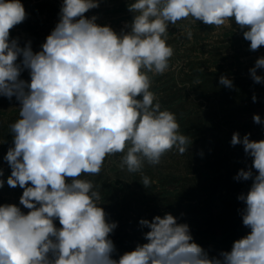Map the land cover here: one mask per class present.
Wrapping results in <instances>:
<instances>
[{"label": "clouds", "instance_id": "obj_1", "mask_svg": "<svg viewBox=\"0 0 264 264\" xmlns=\"http://www.w3.org/2000/svg\"><path fill=\"white\" fill-rule=\"evenodd\" d=\"M99 4L63 0L58 23L33 52L30 41L21 47L10 39V30L27 18L21 0H0V96L19 104V118L9 125L6 182L23 189L19 205L29 210L0 205V264H264V140L232 135L231 145L242 144L252 161L234 177L252 181L238 196L250 231L218 257L194 241L187 223L166 213L140 219L149 229L147 243L114 259L110 234L118 224L108 221L93 182L81 178L99 175L106 158L118 153L121 168L137 173L145 162L159 165L174 148L188 151L192 141L150 90L152 77L165 74L174 55L169 26L189 18L216 28L234 21L257 51L264 46V0H132L130 30L119 33L95 15L86 17ZM262 68L264 57L249 70L255 83H264L257 74ZM25 69L30 81L20 78ZM219 83L234 86L223 75ZM253 121L262 122L258 114ZM4 183L0 179V188ZM142 184L149 188L150 178L143 176Z\"/></svg>", "mask_w": 264, "mask_h": 264}, {"label": "trees", "instance_id": "obj_2", "mask_svg": "<svg viewBox=\"0 0 264 264\" xmlns=\"http://www.w3.org/2000/svg\"><path fill=\"white\" fill-rule=\"evenodd\" d=\"M130 2L115 0L111 7H98L85 15L97 16L98 24L109 25L119 33L132 21L133 13L127 9ZM56 10L44 2L31 3L27 18L16 26L31 29V23L43 11ZM179 23L168 28L167 43L174 49L170 68L165 74L152 77L150 90L157 95L162 110L175 114L180 134L192 141L188 151L181 155L174 148L171 158L164 155L156 166L145 162L137 173L121 168L123 154L118 153L106 158L99 175L81 177L93 182L101 196L98 204L108 214V221L118 224L110 234L116 248L114 259L134 250L137 244L147 243L143 234L149 229L140 227V219L151 220L166 213L177 217L179 223H187L194 241L210 257L230 251L233 242L250 231L243 225L241 211L245 205L238 196L247 194L252 181L234 177L239 170L251 167L252 161L242 144L231 145V138L238 132L241 139L250 134V140H264V83H255L249 72L256 60L264 57V46L251 51L250 42L243 38V31L234 21L229 22L230 29L211 41L208 32L215 26L198 21ZM187 30L192 32L191 39ZM10 39H18L14 28ZM18 41L21 47L28 42ZM37 47L32 48L33 52H38L41 43ZM250 54L257 55L244 60ZM257 74L264 77V68L257 69ZM222 75L232 80V88L220 85ZM20 78L26 79L23 71ZM18 107L0 97V179L5 181L0 188V205L16 204L27 213L29 210L19 205L23 189L7 185L11 168L4 160L13 146L9 125L19 118ZM257 114L261 124L253 121ZM224 124L226 127L222 128ZM143 176L150 178L149 188L142 184ZM55 223L60 227L58 221Z\"/></svg>", "mask_w": 264, "mask_h": 264}, {"label": "crops", "instance_id": "obj_3", "mask_svg": "<svg viewBox=\"0 0 264 264\" xmlns=\"http://www.w3.org/2000/svg\"><path fill=\"white\" fill-rule=\"evenodd\" d=\"M35 2L47 3L51 6L56 7L57 10L53 13H50L48 11H43V13L40 14V16L37 18V20L33 21L31 23V25H32L31 29L26 28L25 25L15 26L14 27V37L15 38H18L22 41L34 42L35 40L40 38L41 32H47L48 31L44 26H50V25L56 26V24L58 23L59 12H60L63 0H36V1H34V0H21V3L24 5L25 11L29 8L31 3H35ZM114 3H115V0H100L99 7H102V8L107 7V6L111 7ZM91 17H92V15L88 16V18H91ZM189 23L194 24L192 19H191V22H189ZM123 24H125V23H123ZM185 24H188V23H185ZM170 26H174V25H170ZM17 29H18V32L16 31ZM12 30H13V28H12ZM49 34L50 33L47 32V35L45 37H47Z\"/></svg>", "mask_w": 264, "mask_h": 264}, {"label": "rangeland", "instance_id": "obj_4", "mask_svg": "<svg viewBox=\"0 0 264 264\" xmlns=\"http://www.w3.org/2000/svg\"><path fill=\"white\" fill-rule=\"evenodd\" d=\"M34 1H36V0H34ZM126 21H123V23H125ZM189 22H191V18H189V20H182V24H185V23H189ZM194 22V24H195V21H193ZM180 23L179 22H177V24L176 25H174V26H177V25H179ZM48 31L47 32H51L50 31V27H51V25L50 26H44ZM230 23L228 22V23H226L224 26H221V27H219V28H216V27H213L214 29L213 30H210L208 33V39L211 41V40H214L215 38H218L219 36H221V34H223L226 30H228V29H230ZM113 30H115L116 32H118L116 29H113ZM130 29L129 28H125V30L124 31H129ZM17 32H18V29L16 30ZM47 32H41L40 33V38L39 39H37V40H35L34 42H33V44H31V48H35V49H37L38 47H37V45L38 44H43L44 42H45V39H46V35H47ZM40 50H42L41 49V47L38 49V51H40ZM245 51V50H244ZM36 52V51H35ZM257 54H250V55H248V56H245L244 57V60H248V59H250V58H252V57H254V56H256ZM21 60H22V57L20 58V59H18V61H17V63H20L21 62ZM23 73L26 75V81H30V74H29V71L27 70V69H25V70H23ZM1 97V99H3V100H5L6 102H8V103H10V104H13V103H15V104H18V102L15 100V98H13L11 101H9L7 98H5V97H3V96H0ZM19 105V104H18ZM226 127V124H224L223 125V127L222 128H225ZM224 130V129H223ZM171 155H172V153L171 152H169V153H166L165 154V156H166V158L168 157V158H171ZM164 163V161L162 162V164ZM161 164V163H160ZM159 164V165H160Z\"/></svg>", "mask_w": 264, "mask_h": 264}]
</instances>
